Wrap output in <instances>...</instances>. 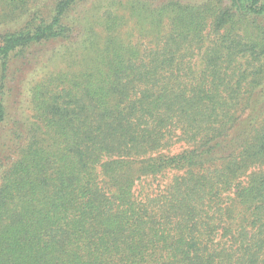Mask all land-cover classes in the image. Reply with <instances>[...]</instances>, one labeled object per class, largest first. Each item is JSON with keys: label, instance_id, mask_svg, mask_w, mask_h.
I'll return each mask as SVG.
<instances>
[{"label": "trees", "instance_id": "16d2710c", "mask_svg": "<svg viewBox=\"0 0 264 264\" xmlns=\"http://www.w3.org/2000/svg\"><path fill=\"white\" fill-rule=\"evenodd\" d=\"M89 2L0 0V264H264V0Z\"/></svg>", "mask_w": 264, "mask_h": 264}, {"label": "rangeland", "instance_id": "374dc122", "mask_svg": "<svg viewBox=\"0 0 264 264\" xmlns=\"http://www.w3.org/2000/svg\"><path fill=\"white\" fill-rule=\"evenodd\" d=\"M93 0H90L92 2ZM89 2V3H90ZM89 3L87 5H89ZM35 70H28L25 69L24 72H18L19 76H21L22 80L21 83L19 84V93L13 97L14 100V105L18 106L20 108V111H23L25 113L27 112V96H26V91L25 88L27 89L26 83L30 81L32 77H34ZM19 76L16 77L19 78ZM16 93V92H15Z\"/></svg>", "mask_w": 264, "mask_h": 264}]
</instances>
